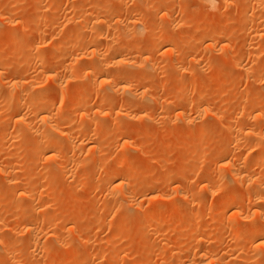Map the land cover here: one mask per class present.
Returning a JSON list of instances; mask_svg holds the SVG:
<instances>
[{
	"label": "rangeland",
	"instance_id": "1",
	"mask_svg": "<svg viewBox=\"0 0 264 264\" xmlns=\"http://www.w3.org/2000/svg\"><path fill=\"white\" fill-rule=\"evenodd\" d=\"M228 1L230 6L225 11L226 7H220V2L212 8L204 0H87L84 3L78 0H0V14L10 13L8 21L0 19V92L10 93L11 90V94L17 95L16 88L21 84L16 88L9 87L17 78L25 86L24 90L29 88V93L23 94L25 99L39 95L33 106L35 111L44 105L55 108L60 102L57 105L60 104L61 108L54 111L59 116L52 124L63 126L72 135L69 140H52L42 152L35 148L30 151L28 149L39 145L40 124L33 132L28 131L26 121L23 122L27 128L22 121L18 122L20 116L14 114L16 106L0 101V167L5 164L6 173L14 177L21 173L18 179L21 183L15 181L11 185L7 181L8 175L0 172V183L5 184L0 185V189L3 187L0 190V237L10 241L7 251L0 244V255L7 259V264H102L100 260L107 250L111 254L104 264H118L121 254L128 252L134 257L130 264H169L172 258L171 264H216L217 258L223 257L231 258V264H264V246H260L264 241V201L262 205L256 204L264 200V190L256 192L251 186L247 187L249 176L264 185V4L259 0ZM97 2L108 6L98 9L97 17L115 22L113 25L118 21L115 30L112 25L107 29L90 23L88 18ZM130 15L136 17L140 27L133 39L132 28L124 25ZM68 19L76 20L79 26L71 25ZM54 22L56 25L67 22L65 27L68 24L73 27L65 28L60 23L61 27L56 26ZM157 32L158 38L155 36ZM96 34L100 38L95 41L97 47L103 45L104 48L99 47L104 53L102 61H107L105 65L111 64V72L115 71L106 82L108 84L100 85L99 81L94 86L92 77L85 74L86 66L93 58L88 49L74 47L63 51V45L69 37L93 40L91 36L95 38ZM163 39L174 43V50L169 55L161 52ZM27 41L41 46L47 60L43 61V54L38 56L32 47H22ZM120 49L125 50L122 54L125 53L126 60L122 63L129 62L125 72H122L123 64L120 63L121 66L113 58ZM182 51L186 60L183 68L167 62ZM64 52L72 54L64 58L66 62L77 58L73 70L77 72V80L68 81L65 77L66 62L62 55L58 59L60 54L66 55ZM154 53L155 57L147 62L146 56ZM137 57L136 64L141 67L137 65L133 69L132 63ZM47 68L60 73L59 76L66 79L64 85L62 78L58 79L60 83L51 81L44 73ZM118 68L121 74L117 73ZM186 73L190 75L182 78ZM124 86L126 89L132 86V94L128 89L124 91ZM61 89L70 97L64 95L63 100ZM87 90L94 93H87ZM122 94L126 98L138 97L135 99L138 104L128 98L134 103L126 108L128 115L110 120L104 114L99 115L101 112L96 113L105 107L106 97L118 99L123 97ZM65 99L71 105L67 110L61 105ZM60 109L68 114L70 111L71 119ZM21 110L23 114L26 111L30 114L25 113L26 120L35 122V114L28 108L22 107ZM62 114L69 119L68 123L62 121ZM166 124L168 129L164 137ZM254 125L256 130L250 132ZM91 134L102 140L93 142ZM123 146L127 150H121ZM55 147L57 150L62 148L65 156L60 155L56 162H46ZM232 152L244 163L241 170L246 178L240 183L234 182L223 159ZM72 154L77 155L74 161L67 159ZM62 158L71 161L67 172L60 174L56 165L59 160H64ZM15 167L20 173L12 172V175L10 170ZM76 167L81 169L80 175L74 174ZM113 169L120 172L123 169L122 172H128V175L114 186L107 187L105 182ZM20 184L28 190H22ZM38 187L44 188H40V192L44 190L42 204L39 207L40 203H37L38 209L22 223L16 221L20 211L12 205L15 203L13 194L18 193L17 188L35 192ZM123 192L128 194L124 198L121 196ZM116 195H120L121 205L113 199L117 198ZM165 195H168L169 202L178 200L189 205L186 226L161 227V230L154 219L146 220V216L152 217L162 208ZM220 209L225 210L220 216L225 222L215 227ZM175 216L178 221L182 218L180 212ZM41 220L46 223L42 224ZM196 225L198 229L183 240L184 234ZM28 226L37 227L38 246L26 233ZM157 231L167 239V246L163 244L160 255L147 263L144 258L154 237L158 236ZM233 234L238 235L231 238ZM222 243L224 249L220 251ZM197 244L198 253H191ZM181 254L189 257V261L179 263Z\"/></svg>",
	"mask_w": 264,
	"mask_h": 264
},
{
	"label": "bare ground",
	"instance_id": "2",
	"mask_svg": "<svg viewBox=\"0 0 264 264\" xmlns=\"http://www.w3.org/2000/svg\"><path fill=\"white\" fill-rule=\"evenodd\" d=\"M76 1V0H75ZM79 2H82V3H84V2H86L87 0H78ZM89 1V0H88ZM204 1H207L211 6H212V8L213 7H216V5H217V3H221V5H220V7H226V9H225V11H228L227 10V7H228V5L230 4V2L228 1V0H204ZM233 1V0H232ZM231 1V2H232ZM260 2L262 1L263 2V4H264V0H259ZM81 3V4H82ZM208 4V5H209ZM231 5H232V3H231ZM230 6V5H229ZM233 6V5H232ZM108 6L107 5H103V4H101V2H97V4H96V6H94V9H93V11L91 12V14H90V16H89V20H91L90 21V23L91 22H94L93 24H94V26H95V23H96V26H103V28H105L104 26H106L107 27V29H108V27L109 28H111L112 26V28H114V30L116 29V26L118 25L117 24V22H116V24H114L113 25V23H115V22H113V23H111L109 20H105V18L104 19H102V17H100V18H98L97 17V15H96V13H97V10L98 9H100V8H107ZM229 9V8H228ZM89 12V11H88ZM248 12V11H247ZM250 12V11H249ZM224 13H226V12H224ZM9 14L10 13H8V12H1V18L0 19H2V21H4V19H6L7 20V18L9 17ZM89 14V13H88ZM88 14H87V16H88ZM86 16V17H87ZM142 16V15H141ZM254 16V15H253ZM253 16H251V22H253L254 20V17ZM71 17V16H70ZM137 17H139V16H137ZM253 17V18H252ZM66 19H67V17H65ZM257 18V17H256ZM69 21V23L71 24V25H75V26H79V22H77L76 20L73 22V21H71L70 19H68ZM88 20V21H89ZM8 21V20H7ZM71 21V22H70ZM79 21V20H78ZM250 21V20H249ZM5 22V21H4ZM82 22V21H81ZM56 22H54V24L53 25H56L55 24ZM60 23V22H59ZM59 23L57 24L58 26H60L59 25ZM65 23H67V22H64L63 23V25L65 24ZM85 23V22H84ZM249 23V22H248ZM61 24V23H60ZM83 24V23H82ZM99 24V25H98ZM120 24V23H119ZM138 21L136 22V17L134 16V15H130V17L129 18H127V21H126V23L124 24L125 25V27L126 28H132V30H133V32H132V39H133V36H135L136 34H137V31H138V29L140 28L139 26H138ZM9 25H12V24H9ZM56 25V26H57ZM62 25V24H61ZM62 25V26H63ZM71 25H66V27H65V25H64V27L65 28H67V26H70V27H73V26H71ZM112 25V26H111ZM81 26V25H80ZM89 26V25H88ZM111 26V27H110ZM52 27H54V26H52ZM61 27V26H60ZM69 27V28H70ZM86 27V26H85ZM52 29H55V28H52ZM61 29V28H60ZM76 29V28H75ZM90 29V28H89ZM42 30V29H41ZM131 30V31H132ZM83 31V30H82ZM102 31H104V29L102 30ZM108 31V30H107ZM107 31H106V33H107ZM117 31H118V29H117ZM129 31V30H128ZM156 31V30H155ZM154 31V32H155ZM42 32V31H41ZM56 32V31H55ZM61 32V31H60ZM63 32V31H62ZM130 32V31H129ZM152 32V31H151ZM45 33V32H44ZM68 33V32H67ZM71 33V32H70ZM89 33V32H88ZM118 32H116V34H117ZM82 34V33H81ZM93 35H95L94 34V31H93V33H92ZM113 34H114V31H113ZM40 35V34H39ZM45 35V34H44ZM70 35H72V33L70 34ZM74 35V34H73ZM72 35V36H73ZM91 35V34H90ZM92 35V36H93ZM97 35L98 34H96V37L94 38V36L92 37L91 36V39H93L94 40V42H91V41H93V40H90V38H89V40L88 39H80L79 37L77 38L76 37V39H73V37H69L68 39V41L63 45V51H68V50H71L72 48H74V47H86L87 49H88V51H89V54H91L90 56L92 57L93 56V58L91 59V62H90V60H89V64H88V66H86V68H87V72L85 71V74H87L86 75V77L87 76H89V77H92L91 79H92V82H93V85L94 84H97V83H99V81H101V83H100V85L102 84V83H104V84H108V83H106L107 81L109 82L110 80V78L112 77V73L115 71H113V72H111L112 70H110V65L109 64H104V63H107V61L105 62V61H102V56L104 55V53H102L103 51H102V49H100L101 47L103 48V45L102 46H99V47H97V42H95V41H97V39L99 38V36H98V38H97ZM262 35H263V33H262ZM41 36H42V34H41ZM74 36H76V34L74 35ZM79 36V35H78ZM155 36L158 38V32L155 34ZM65 37V36H64ZM87 37V36H86ZM154 37V36H153ZM46 38V37H45ZM57 38V37H56ZM67 38V37H66ZM75 38V37H74ZM108 38V37H107ZM136 38V37H135ZM20 39V38H19ZM55 39V38H54ZM100 39V38H99ZM112 39V38H111ZM114 40V39H113ZM157 40H159V39H157ZM157 40L155 41V42H157ZM29 41H32V40H29ZM99 41V40H98ZM108 41V40H107ZM147 41L149 42V40H148V38H147ZM146 41V42H147ZM112 42V41H111ZM18 43V42H17ZM22 43V42H21ZM33 43H35V42H33ZM33 43H31V42H25V43H23L22 44V47H32L31 49H33L36 53H37V55L38 56H40V55H42L43 53V51H42V47L41 46H39L38 44L36 45V44H33ZM97 43V44H96ZM126 43V42H125ZM226 43H228L227 42V40H226ZM46 44V43H45ZM60 44V43H59ZM109 44V43H108ZM156 44V43H155ZM158 44V43H157ZM3 45V44H2ZM53 45V44H52ZM51 45V46H52ZM132 44H130V48L132 47L131 46ZM162 46H161V52H162V54H166V55H169V53L172 51V50H174V43L172 42V41H170V40H168V39H163L162 40V44H161ZM50 46V47H51ZM54 46H55V43H54ZM105 47V46H104ZM55 48V47H54ZM54 48H51L53 51H54ZM62 48V47H61ZM85 48V49H86ZM124 48V47H123ZM133 48V47H132ZM104 49V48H103ZM121 49H122V47H121ZM121 49L120 50H118L117 52H115V56L113 57L114 58V60L116 61V63L118 62V64H120V63H122V61L124 62V60H126V59H124L125 58V56L123 57V55L125 54H122V52H124L123 50L121 51ZM128 49V48H127ZM156 49H158V48H156ZM181 49V48H180ZM179 49V50H180ZM42 51V52H41ZM59 50L56 48V52H58ZM62 51V50H61ZM108 52V51H107ZM65 53V52H64ZM70 54V52H66L65 54L66 55H63V53L62 54H60L59 55V58L58 59H60V56H61V58H69V56L71 57L72 56V54ZM75 54V53H74ZM88 54V53H87ZM89 54H88V56H89ZM157 54H158V52H157ZM43 55H45L44 57H43ZM42 56H41V58H42V60L43 61H46L45 60V57H46V54H43ZM67 55H68V57H67ZM47 56H49V55H47ZM76 56V55H75ZM74 56V57H75ZM138 56V55H137ZM173 56V55H172ZM177 56V57H176ZM175 57L173 56L172 58H169V59H167V62H168V60H169V62L173 65H176V67H177V65H179V67H182L183 65H184V62L186 61L185 60V58H184V56H183V51H182V54L181 53H179V54H177ZM190 56V55H189ZM155 57V53L154 54H150V55H147L146 56V60H147V62L148 61H150L151 59H153ZM187 57V56H186ZM44 58V59H43ZM103 58H104V56H103ZM134 58V57H133ZM132 58V59H133ZM140 58H142V56H140ZM168 58V57H167ZM77 59V58H76ZM75 58H74V60L71 58L70 60L69 59H67V62H66V60L64 59V61L66 62V67L64 68L67 72L65 73V77L66 78H68L69 80L68 81H70V79H72V80H74L73 78H76V80H77V72L75 73L74 71V69H75V67H74V62H75V60H76ZM187 59H188V57H187ZM69 60V61H68ZM108 60V59H107ZM113 60V61H114ZM189 60V59H188ZM191 60V59H190ZM194 60V59H193ZM192 60V61H193ZM57 61H61V60H57ZM56 61V63H58ZM113 61H111V62H113ZM115 61H114V63H115ZM132 61V60H131ZM140 61V60H139ZM153 61V60H152ZM61 62H63V61H61ZM138 62V57L135 59V61L132 63L133 64V69L135 68L136 69V67L135 66H137L138 64H136ZM140 62H142V63H144L145 62V60L144 61H140ZM151 62V61H150ZM164 62V61H163ZM165 62H166V60H165ZM188 62V61H187ZM186 62V63H187ZM195 62V61H194ZM194 62H191L192 64L194 63ZM108 63H110V62H108ZM129 63V62H128ZM128 63H126L125 65L123 64V66H122V64H120L122 67V72H125L124 70L126 69V70H128L127 69V67H128ZM185 63V64H186ZM113 64V63H112ZM136 64V65H135ZM140 64V63H139ZM149 64H152V63H149ZM195 64V63H194ZM45 65V64H44ZM64 65V66H65ZM87 65V64H86ZM124 66L126 67V68H124ZM129 66H131V65H129ZM139 66V65H138ZM141 66H139V68H140ZM152 67V66H151ZM120 68V69H121ZM145 68H147V67H145ZM144 68V69H145ZM183 68V67H182ZM236 68V67H235ZM131 69H132V67H131ZM130 69V70H131ZM143 69V66H142V68H141V70ZM153 69V68H152ZM70 70H74L73 72L72 71H70ZM117 70V69H116ZM148 69H146V71H147ZM154 70V69H153ZM45 72L44 73H46L47 75H49L50 76V79H51V81L52 80H57V81H59L58 79L59 78H62V79H64V82H62L63 83V85H64V83H65V81H66V79L65 78H63V76L62 77H60L59 75H61L60 73L58 74L57 73V71H55V70H52V69H48L47 68V70L45 69L44 70ZM77 71H79V70H77ZM118 72L117 73H119V68H118V70H117ZM134 71V70H133ZM139 71V70H138ZM156 71V70H155ZM179 71H180V68H179ZM80 72V71H79ZM136 72V71H135ZM158 72V71H157ZM34 73V72H33ZM79 74V73H78ZM119 74H121V73H119ZM155 74H157V73H155ZM154 74V75H155ZM183 74H184V72H183ZM182 74V78H186V76L189 74H185V75H183ZM62 75H63V73H62ZM80 75V74H79ZM79 75H78V78H79ZM82 75H84V72H83V74ZM81 75V77L83 78L84 76H82ZM190 75V74H189ZM34 76V75H33ZM120 76V75H119ZM158 76V75H157ZM40 77H41V75H40ZM48 77V76H47ZM156 77V76H155ZM34 78V77H33ZM33 78H31V79H33ZM81 78V79H82ZM158 78V77H157ZM199 78V77H198ZM17 79V78H16ZM15 79V81H13L12 80V83L13 84H10L9 85V87L11 88V86L13 85L15 88H16V86H18L19 84H21V86H18V88H16L18 91V93H17V95H13V94H11V90L10 91H8V92H10V93H3V92H0V101H1V103L3 104H5V105H8V106H13V107H15V113L14 114H16L17 113V116H20V119L18 120V122L19 121H26V123L28 124V128H27V125H26V123L25 122H23L24 124H25V128H27V130L28 131H30V132H33L35 129H38V126H39V124H40V129H41V132L42 133H40L41 135V137H40V141H38V143H39V145L37 146V148L36 147H31L30 149H28V150H32V149H36L37 151H39V152H42V151H44L45 150V146L49 143V142H51L52 140H57V139H60V138H64V139H66V140H69V138L70 137H72V135L67 131V130H65L64 129V127L63 126H57V125H54V124H52V122L53 123H55L54 122V120H55V117L56 116H59V115H56V113H54V111L56 110L55 108H61V106H60V104H59V106L57 105L58 103H60V102H57V104H55L56 102H54V104H55V108H49V106H46V105H44V106H42V108L40 107V109L39 110H37V111H35V109H34V103H36V101H37V99L39 98V95H35V96H31V98H27V99H25L23 96L25 95V94H27V93H29V88H27V90H26V88H25V90H24V87H23V84L22 83H19L17 80ZM19 79V78H18ZM48 79V78H47ZM90 79V78H89ZM84 80H86V79H84ZM33 81V80H32ZM62 81V80H61ZM158 81V80H157ZM5 82V81H4ZM15 82V83H14ZM20 82H21V80H20ZM23 82V81H22ZM38 81H36V83H37ZM56 82V81H55ZM8 83H10V81L9 82H7V84ZM59 83H60V81H59ZM67 83H69V82H67ZM73 83V82H72ZM76 83V82H75ZM26 84H30V83H26ZM103 84V85H104ZM127 84V83H126ZM126 84H123V85H125L126 86ZM30 85H33V84H30ZM99 85V86H100ZM6 86H8V85H6ZM12 86V87H13ZM60 86H62V84L60 85ZM65 86H67V84L65 85ZM68 86H70V85H68ZM95 86V85H94ZM93 86V87H94ZM98 86V87H99ZM111 86V85H110ZM125 86H124V91H126L127 89L125 88ZM128 86V85H127ZM130 86V85H129ZM197 86V85H196ZM20 87V88H19ZM34 87V86H33ZM32 87V88H33ZM71 87H74L72 84H71ZM79 87V86H78ZM132 87V86H131ZM131 87H130V89H131ZM62 88V87H61ZM63 88H64V86H63ZM69 88L70 87H68V90H69ZM75 88V87H74ZM77 88V87H76ZM95 88V87H94ZM122 88H123V86H122ZM15 89V90H16ZM31 89V88H30ZM34 89V88H33ZM38 88H36V90H37ZM59 89V88H58ZM72 89V88H71ZM98 89H100V88H98ZM114 89V88H113ZM130 89H128V92L130 91ZM39 90V89H38ZM41 90V89H40ZM76 90V89H75ZM93 90V89H92ZM136 90V89H135ZM14 91V90H13ZM54 91V90H53ZM59 91H62V93H63V90L61 89V90H59ZM65 92L67 91V89H65L64 90ZM89 90H87V93H90V92H96L95 90H93V91H90V92H88ZM118 91H119V89H118ZM133 91H134V89H133ZM139 91V90H138ZM24 92H27V93H24ZM31 92H32V89H31ZM33 92H35V89L33 90ZM93 92V93H94ZM102 92H104V91H102ZM61 93V95H63V100H64V95H68V94H62ZM66 93H68V92H66ZM75 93V92H74ZM108 93H109V91H108ZM111 93V92H110ZM113 93H115L114 92V90H113ZM126 93V92H125ZM147 93V92H146ZM24 94V95H23ZM31 94V93H30ZM39 94V93H38ZM41 94H43V93H41ZM46 94V93H45ZM97 94H98V92H97ZM130 94H132L131 93V91H130ZM137 94V93H136ZM135 94V95H136ZM144 93H143V91H142V95H143ZM47 95V94H46ZM92 95V94H91ZM94 95V94H93ZM115 95H116V93H115ZM125 95V94H124ZM134 95V94H133ZM134 95V96H135ZM141 94H138V96H140ZM141 95V96H142ZM69 96V95H68ZM90 96V95H89ZM111 96H113V95H111ZM122 96H123V94H122ZM128 96V95H127ZM146 96V95H145ZM70 97V96H69ZM134 102H135V104H138L137 103V100L135 101V99L137 98L138 99V97H132V95L131 96H129ZM128 97V98H129ZM86 98H88V97H86ZM128 98H126L125 96H123V97H121L120 96V98L118 97V99L116 98H112V97H110V98H107L106 97V100L104 101V103L106 102V105H105V107L104 108H101V109H99V111H95L96 113H99V112H101V113H99V115H103L104 114V116H106L107 118H109L110 120L111 119H120V117H122V115H124V117H125V115H128V114H126V112H125V110H126V108L128 107V106H130V105H132V103H133V101L132 102H129V101H131V99L129 100ZM140 98V97H139ZM45 99V98H44ZM75 99V98H74ZM91 99V98H90ZM90 99H88V100H90ZM94 99V98H93ZM142 100H144L145 99V97H144V99L143 98H141ZM148 99V98H147ZM63 100H61V101H63ZM66 100L67 99H65V102H66ZM70 100H72L71 98H70ZM69 100V101H70ZM84 100V99H83ZM244 100V99H243ZM246 100V99H245ZM141 101V100H140ZM145 101V100H144ZM64 102V105L66 106H64L63 104H61L64 108H66V110L67 109H69L70 108V106L71 105H69L68 104V100H67V105H66V103ZM73 102V101H72ZM79 102V101H78ZM86 103V102H85ZM87 103H88V101H87ZM54 104H52V105H54ZM76 104V103H75ZM134 104V103H133ZM149 104V103H148ZM68 105H69V107H68ZM86 105V104H85ZM84 105V106H85ZM88 105V104H87ZM34 106V107H33ZM135 106V105H134ZM22 107H24V109L25 108H28V111L30 112V113H33V114H35V117H33V118H35V122H33L32 121V119H31V121L29 120H26L25 118L27 117V116H29L28 114H27V111L25 112L26 113V115H25V113L23 114V113H21V109H22ZM50 107H51V105H50ZM78 108H80V107H77V109ZM87 108V107H86ZM90 108V107H89ZM10 109V108H9ZM8 109V110H9ZM11 109H12V107H11ZM73 109H75V108H73ZM81 109H84V108H81ZM21 110V111H20ZM27 110V109H26ZM60 110H62L63 111V109H60ZM66 110L65 111H63V113H65L66 115L68 114V113H66ZM76 110V109H75ZM79 110V109H78ZM25 111V110H24ZM77 111V110H76ZM58 112H59V110H58ZM91 112V111H90ZM5 113V112H4ZM82 113V112H81ZM81 113H79V114H81ZM241 113V112H240ZM64 114V115H65ZM95 114V113H94ZM182 114V113H181ZM63 115V114H62ZM61 115V116H62ZM63 115V117H61V119H62V121L64 122V123H68L69 122V115H71L70 114V111H69V114H68V118L66 117V116H64ZM26 116V117H25ZM34 116V115H33ZM80 116V115H79ZM86 116V115H85ZM84 116V117H85ZM83 117V116H82ZM127 117V116H126ZM28 118V117H27ZM80 118V117H79ZM30 119V118H29ZM70 119H71V117H70ZM83 119V118H82ZM82 119H80V120H82ZM53 120V121H52ZM83 121V123H84V120H82ZM87 121V120H86ZM96 121V120H95ZM102 121V120H101ZM187 121V120H186ZM71 122H72V120H71ZM73 122H74V120H73ZM81 122V121H80ZM86 123H88V122H86ZM99 123V122H98ZM90 124V123H89ZM169 124V123H168ZM38 125V126H37ZM92 125V124H91ZM95 125V124H94ZM258 125V124H257ZM41 126H42V128H41ZM69 126V125H68ZM81 126V125H80ZM86 126V125H85ZM221 126V125H220ZM84 127V125L83 126H81V128H83ZM96 127H97V125H96ZM258 127V126H257ZM85 128V127H84ZM88 128V127H87ZM124 128V127H123ZM122 128V129H123ZM103 129V128H102ZM167 129H168V125L166 124V125H164V137H166V131H167ZM33 130V131H32ZM80 130V129H79ZM82 130H86V129H82ZM87 130H90V128L89 129H87ZM94 130V129H93ZM97 130V129H96ZM256 130V126L254 125V127L253 128H251V131L250 132H253V131H255ZM27 131V132H28ZM101 131V130H100ZM123 131V130H122ZM40 132V131H39ZM92 135V134H91ZM95 135L97 136V132L95 133ZM94 135V137H93V135H92V137L90 138L89 136V138L94 142V141H96L97 140V142L98 141H100V140H102V139H100L99 140V138H96V136ZM85 137V136H84ZM100 137V136H99ZM39 138V137H38ZM71 139V138H70ZM89 139V140H90ZM104 139V138H103ZM39 140V139H38ZM34 145V144H33ZM60 147V146H59ZM124 147V149H121V150H127L126 148H125V146H123ZM127 147V146H126ZM56 148V147H55ZM90 149H91V147H89ZM128 148V147H127ZM92 149H94L93 147H92ZM52 150V149H51ZM48 152H49V150H48ZM51 152V153H50ZM49 153H50V155H48L49 157H48V159H46V162L47 161H49V160H57L58 159V157L60 156V155H62L63 153L62 152H64L63 151V149L62 148H59L58 150H57V148L56 149H54V150H52V151H50ZM75 153L76 152H74L73 154L75 155ZM126 153V152H125ZM42 154V153H41ZM65 154V153H64ZM63 154V155H64ZM73 154H72V156H70V158L68 157L67 159H73V161H74V159H75V157H77V155L76 156H73ZM122 154V153H121ZM124 154V153H123ZM231 154V153H230ZM233 152H232V154L231 155H227V156H225L223 159H224V161L226 162V165H227V168H228V171H229V174L233 177V179H234V182L236 183H240L241 181H243V180H245V178H246V175H245V173L241 170V168H242V164H244V163H242V161L240 160L241 158H237V156H233ZM125 155V154H124ZM235 155V154H234ZM65 156V155H64ZM61 157H63V156H61ZM65 158V157H64ZM64 158H62V159H64ZM123 158V157H122ZM124 158H125V156H124ZM60 159V158H59ZM62 160V161H60L59 160V162L60 163H58L56 166H59V172H61L60 174H62V173H66L67 171V169H68V167H69V165H70V161L71 160ZM45 160V159H44ZM51 161V162H52ZM53 161V162H54ZM58 161V160H57ZM77 161V160H76ZM123 161V160H122ZM56 162V161H55ZM45 163V162H44ZM73 163H75V162H73ZM120 163V162H119ZM7 164V163H6ZM56 164V163H55ZM75 164H77V162L75 163ZM127 164V163H126ZM53 165V164H52ZM13 166V165H12ZM12 166L11 167H9L8 169H10V168H12ZM47 166V165H46ZM6 167L7 166H5V164H3V166H1L0 167V172H3L4 173V175H5V173L7 172V169H6ZM43 167H44V165H43ZM78 167H80V166H78ZM78 167H76V169L78 168ZM84 167V166H83ZM81 168V167H80ZM79 168V170L77 169L75 172H74V174L75 175H80V172H81V169ZM87 169V168H86ZM13 170V169H12ZM12 170H10L11 171V174H12V172H17V173H20V169L18 170V168H16L15 167V169L12 171ZM123 170V169H122ZM122 170H121V172L120 171H118V170H110L109 172H111V171H113V172H111L110 173V175H109V178H108V180L105 182V185L107 186V187H112V186H114L118 181H119V179H126V177H127V175H128V172L126 173V172H122ZM165 170V169H164ZM226 170V169H225ZM224 170V171H225ZM26 171V170H25ZM28 171V170H27ZM30 171V170H29ZM29 171H28V173H29ZM82 171H83V169H82ZM101 171V170H100ZM127 171V170H126ZM227 171V170H226ZM40 172V171H39ZM47 172V170L45 171V173ZM84 172V171H83ZM82 172V173H83ZM9 173V172H8ZM8 173H6V177H7V175H8ZM27 173V174H28ZM48 173V172H47ZM224 173V172H223ZM21 174V173H20ZM20 174H19V176H20ZM34 174V173H33ZM12 175H14V174H12ZM48 175V174H47ZM82 175V174H81ZM228 175V174H227ZM19 176H17V177H14V176H11L10 174L8 175V177H7V181H8V183L9 184H11V185H13L12 183H15V181L17 182V181H19L18 179L20 178ZM27 176V175H26ZM49 176V175H48ZM47 176V177H48ZM53 176V175H52ZM14 177V178H13ZM35 177V176H34ZM50 177V176H49ZM248 178V177H247ZM17 179V180H16ZM51 179V178H50ZM2 181H4L5 183H6V181H5V179H1ZM53 181H54V179H52ZM121 181V180H120ZM247 181H248V185H247V187L249 188V186H251L252 187V191H255L256 190V192H260V191H262V190H264V185H263V183H259L257 180H255L254 178H253V176L252 177H250L249 176V178L247 179ZM3 182V183H4ZM20 182V181H19ZM8 183H7V185H8ZM18 183V182H17ZM16 183V184H17ZM21 183V182H20ZM120 184V183H119ZM0 185L1 186H3V185H5V184H2V183H0ZM21 185L22 184H20V186L19 187H21ZM124 185V184H123ZM0 186V187H1ZM9 186V185H8ZM120 186V185H119ZM11 187V186H10ZM6 188V187H5ZM8 188V187H7ZM13 188V187H12ZM23 188H26L24 185H22V187H21V189L23 190ZM39 189V191L37 190V188H36V190L37 191H19L20 189L19 188H17L18 189V193L17 192H15L13 195H14V199H15V203H14V201H13V203L14 204H12V205H15V207H16V209H17V211L19 212L20 211V214L19 215H17L16 217H15V220L16 221H18V222H21V221H23L26 217H28L32 212H34L35 210H37L38 208L36 207L39 203V207H40V205L42 204V202H41V197H43V195L41 196V194H42V192L44 191H42V192H40V190L41 189H44V188H41V187H38ZM41 188V189H40ZM124 188V187H123ZM2 189H3V187H2ZM2 189H0V190H2ZM11 189V188H10ZM9 189V190H10ZM35 189V188H34ZM122 189V188H121ZM46 190V189H45ZM119 191H121V190H119ZM118 191V192H119ZM211 192H213V191H211ZM13 193V191L11 192V194ZM120 193V192H119ZM122 193V192H121ZM125 194H127V193H124L123 192V194H121V196L124 198V196L126 197V195ZM212 195H214V193H211ZM222 194V193H221ZM12 195V196H13ZM128 195V194H127ZM225 195V194H224ZM117 196V195H116ZM132 197V196H131ZM130 197V199L132 200V198ZM134 197V196H133ZM118 198H120V195L119 196H117V198H113V199H116V204H118V205H121V198H120V200L118 199ZM126 199V198H125ZM124 199V200H125ZM168 195H165L164 196V204H162V208H159V210H158V212H155L154 214H152L151 216L152 217H150V216H146V220H151V219H154L156 222H157V227H159L160 229H161V227H167V228H171L172 226L174 227L175 225H179V226H186L187 224V220H188V215H189V212H190V207H189V205L188 206H185L184 205V203L183 202H181V201H176V200H173L172 202H169L168 201ZM260 199V198H259ZM129 200V199H128ZM181 200H182V198H181ZM184 200V199H183ZM182 200V201H183ZM27 201V203H25ZM43 201V200H42ZM264 200H259L258 202H256V204L257 205H262ZM29 202V203H28ZM114 202H115V200H114ZM5 203H7V202H5ZM8 203H10V199H9V202ZM38 203V204H37ZM110 204V203H109ZM117 205V206H118ZM235 205V204H234ZM3 206V205H2ZM7 206V205H6ZM6 206H4V207H6ZM9 206V205H8ZM192 206V205H191ZM12 207H14V206H12ZM108 207V206H107ZM118 207H120V206H118ZM164 207V208H163ZM217 207V206H216ZM220 207V206H219ZM218 207V208H219ZM115 208V207H114ZM192 208H194L193 206H192ZM197 208V207H196ZM212 208V207H211ZM214 208V207H213ZM217 208V209H218ZM106 209V208H105ZM162 210V211H161ZM165 210V211H164ZM160 211V212H159ZM212 211V210H211ZM181 213L182 214V218L178 221V220H176V214L177 213ZM223 212H225V210L224 209H220V212H219V214H218V216L220 217L221 215H223L224 213ZM11 217V216H10ZM12 218V217H11ZM14 218V217H13ZM12 218V219H13ZM178 218V217H177ZM10 219V218H9ZM163 219V220H162ZM221 219V217L220 218H218V220L216 221V222H214L215 224H214V226L215 227H218V226H220V224H221V222H225L224 220L223 221H221L220 220ZM14 220V219H13ZM176 220V221H175ZM50 221V220H49ZM163 221V222H162ZM178 221V222H177ZM232 222L234 221L233 219L231 220ZM11 222H13V221H11ZM41 222H42V224H45L46 223V221L45 220H41ZM48 222V221H47ZM155 222V223H156ZM230 222V221H229ZM228 222V223H229ZM22 223V222H21ZM250 223V222H249ZM252 223V222H251ZM41 224V225H42ZM230 224H231V222H230ZM235 224H236V222H235ZM235 224H233L234 226H235ZM198 225V224H197ZM194 226V227H192V228H190L189 229V231L188 232H186L185 234H184V238H183V240H186L187 238H188V236L192 233V232H194V231H196L197 229H198V226ZM252 225V224H251ZM250 225V226H251ZM22 226V225H21ZM40 227V226H39ZM7 228V227H6ZM5 228V229H6ZM24 228V227H23ZM22 228V229H23ZM159 228H157L156 230H159L160 231V229ZM184 228V227H183ZM41 229V228H40ZM1 230V229H0ZM8 230V229H7ZM162 230V229H161ZM23 231H24V229H23ZM37 227L35 228L34 226L32 227V226H28V227H26V233H28L29 234V237L31 236L32 237V241H33V243H34V245L36 246H38L39 245V243H40V236L39 235H37ZM160 233V232H159ZM27 234V235H28ZM50 234V233H49ZM157 234H158V231H157ZM237 235L238 234H233L232 236H231V238H236L237 237ZM0 236H1V233H0ZM247 236V235H246ZM59 237V236H58ZM248 237H249V235H248ZM155 239H153V243L151 244V246L148 248L149 250H148V253H147V255L145 256V258H144V261L145 262H152V261H154L159 255H160V252H161V249H162V246H163V248H164V245L163 244H165V246H167V243H165V242H167V239L166 238H164V236H162V235H160V234H158V236H156V237H154ZM227 238H230V237H227ZM225 239V240H228V239ZM56 239H58L57 237H56ZM104 239V238H103ZM250 239H252V238H250ZM102 240V239H101ZM101 240H100V242L99 243H101ZM166 240V241H165ZM224 240V241H225ZM10 242V241H9ZM5 238H3V237H0V244H1V247L3 246V248H5V249H3L4 251L6 250L7 251V249L9 248V245H8V243H9ZM60 242V241H59ZM32 243V244H33ZM42 243V242H41ZM198 243V242H197ZM224 243V242H223ZM222 243V245H221V248H219L220 249V251H222L223 249H224V244ZM119 244V243H118ZM121 244V243H120ZM176 245H178V244H176ZM180 245V244H179ZM116 246H117V244H116ZM260 246H264V241L263 242H261L260 243ZM114 247V246H113ZM198 244L197 245H195L192 249H191V253H193V254H197L198 253ZM115 248V247H114ZM118 248V247H117ZM166 248V247H165ZM113 249V248H112ZM112 251V250H111ZM1 252V251H0ZM132 252V251H131ZM163 252V251H162ZM4 253H8V252H4ZM110 254H111V252L110 251H108L107 250V252H104L103 253V255H102V258H101V260H100V262L102 263V264H104V263H106V261H108V259L110 258ZM9 255V254H8ZM7 255V256H8ZM113 255V254H112ZM133 255H134V253H133ZM185 255V254H184ZM5 256H6V254H5ZM5 256H3V257H5ZM6 256V257H7ZM193 256V255H192ZM9 257V256H8ZM171 257H173V253H172V256ZM6 258H1V255H0V264H7V262H6V260H5ZM173 259V258H172ZM172 259H171V261H172ZM189 259V257H185V256H183L182 254L181 255H179V257H178V261H179V263L180 262H182V261H189L188 260ZM9 260V259H8ZM170 261V262H171ZM132 262H134V257L132 256V254L131 253H125V254H121V256L119 257V261H118V264H130V263H132ZM169 262V264H171ZM188 263H190V262H188ZM232 263V259L231 258H225V257H223V258H217V262H216V264H231ZM136 264H137V262H136Z\"/></svg>",
	"mask_w": 264,
	"mask_h": 264
}]
</instances>
